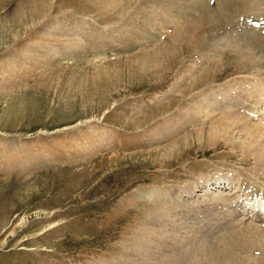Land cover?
I'll return each instance as SVG.
<instances>
[{
    "label": "rangeland",
    "instance_id": "1",
    "mask_svg": "<svg viewBox=\"0 0 264 264\" xmlns=\"http://www.w3.org/2000/svg\"><path fill=\"white\" fill-rule=\"evenodd\" d=\"M263 18L0 0V264H264V137L218 118L250 110L264 134Z\"/></svg>",
    "mask_w": 264,
    "mask_h": 264
},
{
    "label": "bare ground",
    "instance_id": "2",
    "mask_svg": "<svg viewBox=\"0 0 264 264\" xmlns=\"http://www.w3.org/2000/svg\"><path fill=\"white\" fill-rule=\"evenodd\" d=\"M161 19V18H160ZM264 19V18H263ZM162 21V20H161ZM164 21H166V20H164ZM164 21H162V22H164ZM192 21H194V22H196L195 20H192ZM169 22H170V24H177V21H171V20H169ZM188 25H189V21L186 19V22H185V25H184V29H183V31H181V32H178V33H176V35H175V38H177V39H179V41H185L187 38H189V39H193L194 37H197L199 34H198V31H196V30H188ZM262 27V26H261ZM201 31V30H200ZM263 31V30H262ZM176 41V40H175ZM234 41V40H233ZM178 42V41H177ZM173 44V43H172ZM177 44V43H176ZM259 46V45H258ZM234 47V46H233ZM257 47V46H256ZM168 51V50H167ZM256 86H257V84H256ZM255 86V88H252V90L254 91V90H256V89H258V86H259V83H258V86L256 87ZM226 88V87H225ZM244 91V90H243ZM247 92V91H246ZM243 94V95H242ZM240 93L239 92V96H241L242 98V100H244V101H242V102H244V104H245V102L247 101V96H245L244 97V93ZM238 96V97H239ZM262 96V95H261ZM236 97H237V95H236ZM263 97H264V95H263ZM263 97H258L260 100L259 101H261L262 100V98ZM245 98H246V101H245ZM220 99H222V98H220ZM239 99V98H238ZM251 99V98H250ZM217 100V99H216ZM237 100V99H236ZM235 100V101H236ZM218 101H220V102H222V100H218ZM238 101V100H237ZM253 102L254 101H251V104H253ZM235 103V102H234ZM257 103H258V101H257ZM256 103V104H257ZM223 105V104H222ZM229 105V104H228ZM235 107H237V105H238V102H237V105H236V103L235 104H233ZM260 105H261V102H260ZM221 107V106H220ZM225 108H226V106H224ZM229 107V106H228ZM234 108V107H233ZM232 108V109H233ZM224 108H222V110H223ZM262 111V115L264 116V109H262L261 110ZM221 112V111H220ZM230 112V111H229ZM229 112H223V113H219L220 115H219V117L218 118H225V119H227V121H224V122H226V124H223V125H225V130L226 129H230L231 127H240V126H242L243 128H246L245 130H246V136L249 138V141H247L246 143H248L249 145L251 144L250 142L251 141H256L257 142V139L259 138V137H264L263 135L264 134H258V133H256V132H254L253 130L255 129L253 126L252 127H250V128H248L249 126H251V125H247L246 124V122L248 121H245L244 119H245V117H247V116H249L250 115V110H249V114H248V112L244 109V108H240V107H238V109L237 110H234V111H232L231 112V114L229 113ZM229 113V114H228ZM227 115H231V117L230 116H228L227 117ZM251 118V117H250ZM262 118V117H261ZM230 119H232V120H230ZM234 119V120H233ZM248 119V118H247ZM264 120V119H263ZM262 122V121H261ZM263 123V122H262ZM261 123V124H262ZM242 124V125H241ZM249 124V123H248ZM251 124V123H250ZM219 127V126H218ZM218 127H217V129H218ZM223 127V126H222ZM220 128V127H219ZM259 129H261V128H258V130ZM220 130V129H219ZM223 130V129H222ZM220 132H221V130H220ZM225 135H228V134H225ZM219 137V136H218ZM247 138V139H248ZM254 139V140H253ZM260 144L262 143V141L261 142H259ZM254 144V143H253ZM259 144V145H260ZM255 145V144H254ZM261 146V145H260ZM252 147H258V145H256V146H252ZM219 182H223V181H219ZM225 182V181H224ZM226 183V182H225ZM230 182H228V184H229ZM219 184V183H218ZM220 200V201H219ZM223 200V199H222ZM222 200H221V198H217L216 199V201H215V203H216V205L218 204H220V202L221 203H223L222 202ZM225 202V201H224ZM226 204V203H225ZM245 213V212H244ZM257 215H258V212L256 213ZM238 217H240V216H238ZM245 221V220H244ZM213 234V233H212Z\"/></svg>",
    "mask_w": 264,
    "mask_h": 264
}]
</instances>
